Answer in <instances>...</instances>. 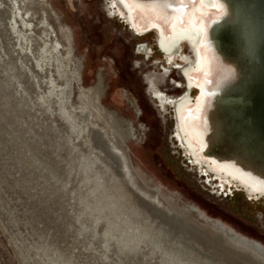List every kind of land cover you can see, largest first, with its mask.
<instances>
[{
    "label": "rangeland",
    "instance_id": "obj_1",
    "mask_svg": "<svg viewBox=\"0 0 264 264\" xmlns=\"http://www.w3.org/2000/svg\"><path fill=\"white\" fill-rule=\"evenodd\" d=\"M121 16L111 0H0V264H245L213 236L264 252V196L215 176L176 132L195 52L168 57Z\"/></svg>",
    "mask_w": 264,
    "mask_h": 264
},
{
    "label": "bare ground",
    "instance_id": "obj_2",
    "mask_svg": "<svg viewBox=\"0 0 264 264\" xmlns=\"http://www.w3.org/2000/svg\"><path fill=\"white\" fill-rule=\"evenodd\" d=\"M114 6L122 12L126 19L122 18L136 33L144 34L154 29L157 45L160 50L163 49L166 56L172 57L183 44L188 47V54L195 52L191 69L188 71L186 68V72L184 68L179 70L185 75L187 91L173 102L179 139L191 158L202 163L215 176L234 183L249 196L264 195V176L219 148L222 143L219 134L217 133V138L214 134L216 126L211 122L209 114L214 109L216 100L213 92L228 84L227 77L233 70L232 67H223L221 57L212 42L211 27L214 24L218 26L220 21L228 17L225 4L220 0H114ZM185 55L182 54V57ZM105 84L106 75L99 70L96 81L89 86L87 99L91 106L96 104ZM194 88H198V91L196 96L192 97ZM118 128L126 137L134 138L129 121H124L121 128ZM116 130L115 128V132ZM154 211L183 232L189 226L188 222L180 217L163 214L158 209ZM186 223L188 225H185ZM192 228L191 235L206 236V231L194 225ZM213 237L217 242H223L231 248L236 257L246 261L245 264H264V252L259 247L227 245L222 228Z\"/></svg>",
    "mask_w": 264,
    "mask_h": 264
},
{
    "label": "water",
    "instance_id": "obj_3",
    "mask_svg": "<svg viewBox=\"0 0 264 264\" xmlns=\"http://www.w3.org/2000/svg\"><path fill=\"white\" fill-rule=\"evenodd\" d=\"M220 1L228 17L211 27L212 42L223 67L233 70L213 92L214 134L224 153L264 176V0Z\"/></svg>",
    "mask_w": 264,
    "mask_h": 264
},
{
    "label": "flooded vegetation",
    "instance_id": "obj_4",
    "mask_svg": "<svg viewBox=\"0 0 264 264\" xmlns=\"http://www.w3.org/2000/svg\"><path fill=\"white\" fill-rule=\"evenodd\" d=\"M113 1L114 0H111V4H112V7H113V9H115L116 11H117V8H115V6L113 5ZM122 17V16H121ZM120 18V17H119ZM121 19V21H122V23H124L126 26H129L127 23H126V21L123 19V18H120ZM130 27V26H129ZM133 31V30H132ZM134 32V31H133ZM135 33V32H134ZM149 34H154V36H155V46H156V50H159L160 51V47H158V45H157V43H156V35H155V32L154 31H148V32H146V33H144V34H135L136 36H138V37H142V36H146V35H149ZM161 50L163 51V49L161 48ZM164 52V51H163ZM164 55V54H163ZM165 57V56H164ZM189 69H191V67H189L188 68V71H189ZM185 72H186V69H185ZM194 93L196 94V90L194 89ZM184 94H182V96H183ZM172 100V99H171ZM170 100V101H171ZM178 100V99H177ZM174 101H176V100H174ZM174 101H172V109L174 110V107H173V102ZM176 132H177V129H176ZM177 136L179 137V135H178V132H177Z\"/></svg>",
    "mask_w": 264,
    "mask_h": 264
}]
</instances>
